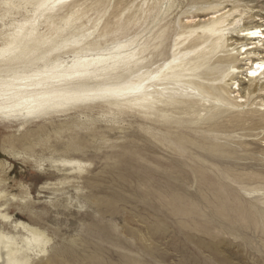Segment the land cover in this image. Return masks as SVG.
<instances>
[{"label": "bare ground", "instance_id": "obj_1", "mask_svg": "<svg viewBox=\"0 0 264 264\" xmlns=\"http://www.w3.org/2000/svg\"><path fill=\"white\" fill-rule=\"evenodd\" d=\"M83 1L0 0V22L22 15L0 32V117L42 120L91 104L136 110L157 126L148 141H157V150L167 141L183 156L175 163L192 171L190 183L203 196L201 203L190 197L186 209L180 190L179 220L201 226L199 233L223 248L235 242L211 229L237 233L245 244L264 240V0L146 1L135 35L119 26L108 36L123 32L103 46L98 41L107 34L90 37L99 20L91 30L72 23ZM179 19L185 24L177 27ZM20 226L35 235L22 251L0 234V264H30L41 234Z\"/></svg>", "mask_w": 264, "mask_h": 264}, {"label": "rangeland", "instance_id": "obj_2", "mask_svg": "<svg viewBox=\"0 0 264 264\" xmlns=\"http://www.w3.org/2000/svg\"><path fill=\"white\" fill-rule=\"evenodd\" d=\"M146 1L154 2L85 0L72 23L88 30L99 20L90 37L107 34L98 41L103 46L123 32L108 36L119 26L128 28L129 37L135 35ZM21 16L4 18L0 32ZM180 20L177 27L185 24ZM145 122L136 110L92 104L42 120L0 117V215L6 217L0 218V234L22 251L35 234L20 225L41 234L38 247L28 252L30 264H264V240L245 244L237 233L232 237L211 229L216 238L235 242L223 248L199 233L201 226L179 220V191L186 209L190 197L201 203L203 196L190 183L192 171L176 165L174 157L183 156L173 153L167 141L157 144L159 150L157 141H148V130L158 131ZM148 142L154 144L150 153ZM259 144L264 148V140ZM223 179L241 187L235 178Z\"/></svg>", "mask_w": 264, "mask_h": 264}, {"label": "snow or ice", "instance_id": "obj_3", "mask_svg": "<svg viewBox=\"0 0 264 264\" xmlns=\"http://www.w3.org/2000/svg\"><path fill=\"white\" fill-rule=\"evenodd\" d=\"M247 35H249V36H259L260 33L259 32H249V33H247ZM258 67L264 68V65H258ZM252 75H255V73H252Z\"/></svg>", "mask_w": 264, "mask_h": 264}]
</instances>
